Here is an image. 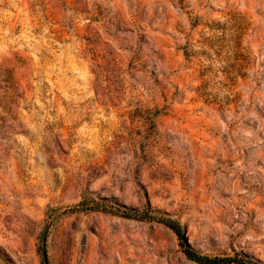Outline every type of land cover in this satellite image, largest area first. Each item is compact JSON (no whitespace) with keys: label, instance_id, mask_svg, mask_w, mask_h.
<instances>
[{"label":"rangeland","instance_id":"1","mask_svg":"<svg viewBox=\"0 0 264 264\" xmlns=\"http://www.w3.org/2000/svg\"><path fill=\"white\" fill-rule=\"evenodd\" d=\"M186 248L264 264V0H0V264Z\"/></svg>","mask_w":264,"mask_h":264},{"label":"trees","instance_id":"2","mask_svg":"<svg viewBox=\"0 0 264 264\" xmlns=\"http://www.w3.org/2000/svg\"><path fill=\"white\" fill-rule=\"evenodd\" d=\"M87 196H84V199L81 201V204L86 207V209H102L101 203L97 200H89ZM90 201V202H87ZM92 201V202H91ZM88 203V204H86ZM85 204L87 206H85ZM122 213L128 216H138V217H153L158 218V220L164 222L169 227L174 229L179 235H184V230L182 224L173 218L155 214L149 210V208H144L142 210L126 208L122 210ZM186 253L189 258L201 263V264H228V263H238V264H262L257 260H252L244 257H231V256H209L201 254L191 248H186Z\"/></svg>","mask_w":264,"mask_h":264},{"label":"water","instance_id":"3","mask_svg":"<svg viewBox=\"0 0 264 264\" xmlns=\"http://www.w3.org/2000/svg\"><path fill=\"white\" fill-rule=\"evenodd\" d=\"M44 258H45V260H47V254H46V252H44Z\"/></svg>","mask_w":264,"mask_h":264}]
</instances>
